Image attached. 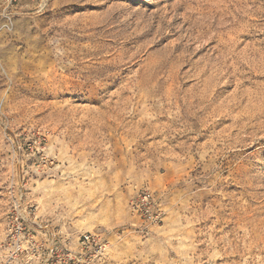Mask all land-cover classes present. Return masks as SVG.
Masks as SVG:
<instances>
[{
    "label": "rangeland",
    "instance_id": "rangeland-1",
    "mask_svg": "<svg viewBox=\"0 0 264 264\" xmlns=\"http://www.w3.org/2000/svg\"><path fill=\"white\" fill-rule=\"evenodd\" d=\"M14 198L100 264H264V0H0V262Z\"/></svg>",
    "mask_w": 264,
    "mask_h": 264
},
{
    "label": "built area",
    "instance_id": "built-area-1",
    "mask_svg": "<svg viewBox=\"0 0 264 264\" xmlns=\"http://www.w3.org/2000/svg\"><path fill=\"white\" fill-rule=\"evenodd\" d=\"M130 210L146 225L160 226L164 212L149 188L138 189ZM4 254L0 264H100L108 255L111 241L105 235L84 231L65 233L58 226L36 216L14 198L3 236Z\"/></svg>",
    "mask_w": 264,
    "mask_h": 264
}]
</instances>
